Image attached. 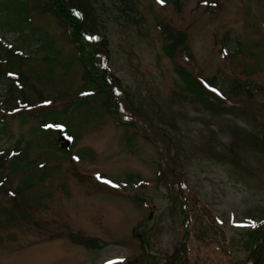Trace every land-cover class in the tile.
Wrapping results in <instances>:
<instances>
[{
  "label": "rangeland",
  "instance_id": "374dc122",
  "mask_svg": "<svg viewBox=\"0 0 264 264\" xmlns=\"http://www.w3.org/2000/svg\"><path fill=\"white\" fill-rule=\"evenodd\" d=\"M176 2L137 0L135 21L111 7L110 17L122 23L100 29L120 102L160 142L163 164L143 130L124 125L101 99L73 104L91 88L78 46L42 2L34 8L29 1L28 21L54 41L59 63L52 73L48 63L26 61L19 72L34 86L29 94L52 103L28 111L33 119L26 122L7 118L9 135L0 131V149L16 146L25 160L16 173L9 163L1 170L9 179L3 188L18 198L16 204L0 189V264H100L119 257L127 264H179L184 203L192 218L188 264H240L251 255L264 234V224L253 229L264 219V0ZM165 22L184 37L174 54L159 28ZM0 38L14 44L17 35L0 32ZM21 48L39 56L32 43ZM210 80L215 91L202 92ZM232 86L238 96L226 93ZM44 109L67 124L72 155L49 148L59 135L35 133ZM28 178L36 185L20 189ZM112 181L137 188L112 191L105 187Z\"/></svg>",
  "mask_w": 264,
  "mask_h": 264
},
{
  "label": "trees",
  "instance_id": "16d2710c",
  "mask_svg": "<svg viewBox=\"0 0 264 264\" xmlns=\"http://www.w3.org/2000/svg\"><path fill=\"white\" fill-rule=\"evenodd\" d=\"M29 1L30 0H0V32L14 33L17 35L16 43L14 44H8L0 41V92L2 94L0 95V100H2V105H0V131L5 135H9V128L7 127L9 122L7 119L8 116L17 117L21 120V122L33 119L31 118L32 116L30 113H23L25 111V107L34 108L35 105H32L31 102L35 99V104H37L39 100L43 99L37 98L41 95L33 96V94H29L28 89H30L31 86V89L33 88L34 91V86L32 84H28V77L19 72L20 68L25 65L26 61L38 59L45 64L48 63L53 73V70L58 68L59 63V58L56 56L54 41L47 33L40 31L39 28L32 27V24L28 21L30 13L28 8ZM136 1L137 0H39V4L40 2L43 4L42 7L44 12L56 16L69 31L71 40L78 46L79 54L82 58V64L84 67L83 72L85 74L84 80L87 83L86 87H91L88 91L91 95L86 94L82 96V100H79V104L87 105L86 107H88L92 104V101L88 100L91 98H98L104 102L106 105L105 107L110 106L108 109H115L114 111L116 114L119 110H123L125 112L128 110L123 103L122 105L119 104L114 95L119 93L118 90H120L116 85V80H118V78L112 77V88V81L108 74L105 71H99L96 67L102 62L105 64L104 67L109 64V43L105 38L106 36L101 34L103 35V40L97 44V42H95V35L100 33V29L104 28L107 22L117 24L122 23L120 19L121 17L116 18V21H113L114 17H110L111 15L109 13L111 7H120L123 9L122 13L130 15L131 17L133 15L132 19H136L134 14L136 12ZM165 1L170 3L173 0ZM175 1L179 4V0ZM37 2L38 0L36 2L33 0L34 8H36ZM99 11H102L104 14H99ZM77 13H79V15H77ZM174 32L175 31L171 25L165 22L162 35L163 38L167 39L166 51L169 54H174L176 48L181 47L184 42L182 33ZM27 34H30L34 40L30 41L31 38H28ZM87 36H90L91 40L86 39ZM31 43L32 47L33 45H36L37 55H39L35 58L33 53H30L27 56H23L22 53L23 48L21 47L25 46V44L29 45ZM179 71L183 73L182 70ZM13 75L18 76L16 80L12 77ZM183 79L187 86L193 85V80L187 74H183ZM210 83L215 85L212 80H210ZM226 91L229 96H238L240 92L238 88L233 86L230 90ZM202 92L205 91L202 90ZM14 110L17 111L14 112ZM8 112H10V114H7ZM55 112L56 111L43 110L42 113H39L37 115L39 125L43 126L45 124L62 123L67 126L65 122L60 121L59 118L55 116ZM125 124L129 127H135L133 122L124 123V125ZM37 130L35 133L40 132V134L44 135L46 139H55V137L51 135L53 130H50L49 132H44L41 128ZM128 142L131 143V139H128ZM49 148L58 153L67 155L65 151H60L56 141H53ZM15 150L19 151L20 154L12 157L9 149L2 150L0 152V181H3L4 178V175L1 176V170L4 169V166H6L7 163H9L11 171L16 173L15 171L20 169L21 162L25 161L22 149L20 150L15 146ZM44 176L45 178L47 177V175ZM8 180L6 179V182H8ZM6 182L2 183V188L5 186ZM36 183L37 181H35L34 178H28L21 181L19 183V187L20 189L27 187L31 188L36 185ZM2 188L1 190L3 191L1 192H4V194L7 195L9 190L6 191L5 188ZM19 191L20 190H18V192ZM13 194L15 195L13 201L16 203V199L18 198L17 191H13ZM72 240L75 243L83 241L89 242L87 238L84 240H77L73 238ZM90 241L91 243H97V241ZM185 251L188 252L187 247L185 248ZM178 260L180 264H183L181 256H179Z\"/></svg>",
  "mask_w": 264,
  "mask_h": 264
},
{
  "label": "water",
  "instance_id": "95a60500",
  "mask_svg": "<svg viewBox=\"0 0 264 264\" xmlns=\"http://www.w3.org/2000/svg\"><path fill=\"white\" fill-rule=\"evenodd\" d=\"M155 143L158 145L157 141H155ZM69 144H70L69 142H64L61 144V148L66 150L68 149ZM161 157L163 159V155ZM258 249L260 250V255L253 264H262V262L264 261V235L262 236L261 240L256 244L252 254L244 264H249L250 260L255 257Z\"/></svg>",
  "mask_w": 264,
  "mask_h": 264
},
{
  "label": "snow or ice",
  "instance_id": "6c2138e0",
  "mask_svg": "<svg viewBox=\"0 0 264 264\" xmlns=\"http://www.w3.org/2000/svg\"><path fill=\"white\" fill-rule=\"evenodd\" d=\"M158 2H160V3H163V0H158ZM77 15H79V13H77ZM215 91V90H214ZM49 127H51V126H49ZM99 178V177H98ZM254 226V225H253Z\"/></svg>",
  "mask_w": 264,
  "mask_h": 264
},
{
  "label": "flooded vegetation",
  "instance_id": "af4514ba",
  "mask_svg": "<svg viewBox=\"0 0 264 264\" xmlns=\"http://www.w3.org/2000/svg\"><path fill=\"white\" fill-rule=\"evenodd\" d=\"M258 255H259V253H257V255H256L255 259L257 258V256H258ZM255 259H254V260H255Z\"/></svg>",
  "mask_w": 264,
  "mask_h": 264
},
{
  "label": "bare ground",
  "instance_id": "6f19581e",
  "mask_svg": "<svg viewBox=\"0 0 264 264\" xmlns=\"http://www.w3.org/2000/svg\"><path fill=\"white\" fill-rule=\"evenodd\" d=\"M74 144V143H73Z\"/></svg>",
  "mask_w": 264,
  "mask_h": 264
}]
</instances>
